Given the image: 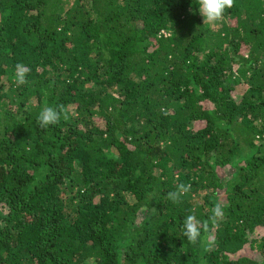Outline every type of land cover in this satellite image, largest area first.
I'll return each mask as SVG.
<instances>
[{
    "label": "trees",
    "instance_id": "1",
    "mask_svg": "<svg viewBox=\"0 0 264 264\" xmlns=\"http://www.w3.org/2000/svg\"><path fill=\"white\" fill-rule=\"evenodd\" d=\"M0 264H264V0H0Z\"/></svg>",
    "mask_w": 264,
    "mask_h": 264
},
{
    "label": "clouds",
    "instance_id": "2",
    "mask_svg": "<svg viewBox=\"0 0 264 264\" xmlns=\"http://www.w3.org/2000/svg\"><path fill=\"white\" fill-rule=\"evenodd\" d=\"M199 13L203 17L204 24L215 25L223 21L225 13L234 7L235 0H198ZM30 69L23 64H17L15 69V81L18 85L28 83L27 76ZM61 117L66 121L70 118L69 112L63 105L52 107L45 106L39 112L37 124L41 129H47L49 126H54L60 123ZM191 185L179 184L175 191L168 193V199L173 203L179 204L182 202V197L188 193ZM194 212V210H193ZM224 216L222 207L217 204L211 210V215L208 220H198L194 214L188 215L184 220L183 235L187 240L196 244L199 242L201 233L208 232L210 227H216L219 221Z\"/></svg>",
    "mask_w": 264,
    "mask_h": 264
}]
</instances>
